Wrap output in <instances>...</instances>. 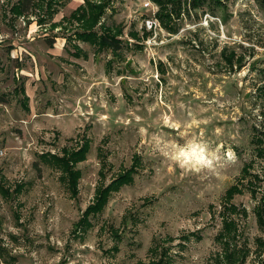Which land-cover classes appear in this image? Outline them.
Wrapping results in <instances>:
<instances>
[{
	"label": "rangeland",
	"instance_id": "1",
	"mask_svg": "<svg viewBox=\"0 0 264 264\" xmlns=\"http://www.w3.org/2000/svg\"><path fill=\"white\" fill-rule=\"evenodd\" d=\"M95 1L98 34L123 26L119 54L79 36L71 14L85 0H0V264H214L237 182L247 214L234 213L232 243L248 253L224 264H264V6L183 0L172 32L153 0ZM85 139L74 192L53 156ZM192 143L212 168L179 166ZM102 188L107 204L80 223Z\"/></svg>",
	"mask_w": 264,
	"mask_h": 264
},
{
	"label": "trees",
	"instance_id": "2",
	"mask_svg": "<svg viewBox=\"0 0 264 264\" xmlns=\"http://www.w3.org/2000/svg\"><path fill=\"white\" fill-rule=\"evenodd\" d=\"M31 1V0H30ZM102 1V0H101ZM154 2L159 4V9L157 11V16L161 22V24L169 29L172 32H177V27L173 22L174 17H179L182 11V4L183 0H153ZM206 0H192V3L195 7H197L200 2ZM257 2L264 6V0H257ZM28 2H24L22 6H20V11L24 10L25 5ZM95 0H85V3H81L78 5L71 14V21H76L81 27L82 30L78 31V34L84 40L90 41L92 43H96L98 45L99 52L105 49L106 47L110 48L114 53L119 54V49L122 46V40L118 37L119 34L123 31V26L116 25L110 26L106 25L102 22V26L104 28L103 34H98L94 30V26L96 24L98 15H100L103 4H99ZM25 11V10H24ZM81 31V32H80ZM145 33L149 32V30H144ZM133 35L138 36L137 32H133ZM77 49H80L78 45H75ZM5 94L4 92H0V102L5 101ZM89 141L84 140L83 144L77 150H73L67 154L68 148H65V154L62 156H53L56 165L60 166L65 170L63 176L64 178L66 175L70 181V187L75 192L77 190L76 181L80 177L79 171L74 169L73 160L78 161L83 159L89 149ZM73 164V165H71ZM245 172H250L249 164H245L243 167ZM131 174L129 173H122L117 178H115V182L113 185L117 183V186L129 182L131 180ZM67 178V177H66ZM257 179H259L258 174H253V178L248 180L246 183L247 187L251 190L252 194L257 192ZM0 188L3 189L5 192H8L6 188H4L0 184ZM17 190L20 189V185H18ZM109 191V188H102L99 193V196L96 197L94 203H91L87 206L84 210L83 215L80 217V223H88L89 215L94 214L95 211L101 210L106 204L107 200L106 194ZM244 191L243 183H234L232 184L226 191L225 194V203L223 205L222 210V228L219 230L217 237L221 239L223 242L222 250L215 254L214 257V264H224L227 259L230 261H235L238 259L242 261L245 259L247 255V251L244 248H235L234 244L232 243V238L237 235L239 231V222L237 216H234V213L240 212L242 210L245 214H247V208H241L238 204H236L232 198L234 195L241 193ZM105 194V195H104ZM257 220L261 228L264 230V203L257 206L256 209ZM261 240V239H260ZM263 242V240H261ZM237 260V261H238ZM161 263H164L165 260L161 258Z\"/></svg>",
	"mask_w": 264,
	"mask_h": 264
},
{
	"label": "clouds",
	"instance_id": "3",
	"mask_svg": "<svg viewBox=\"0 0 264 264\" xmlns=\"http://www.w3.org/2000/svg\"><path fill=\"white\" fill-rule=\"evenodd\" d=\"M215 159L208 145L201 143H192L182 147L176 155L179 166L191 171H199L202 168H212Z\"/></svg>",
	"mask_w": 264,
	"mask_h": 264
},
{
	"label": "built area",
	"instance_id": "4",
	"mask_svg": "<svg viewBox=\"0 0 264 264\" xmlns=\"http://www.w3.org/2000/svg\"><path fill=\"white\" fill-rule=\"evenodd\" d=\"M150 2L148 1L146 4H149ZM145 24L147 26V29H152L155 28V26H157L158 22H157V18L154 16L148 17L145 20ZM145 26V27H146Z\"/></svg>",
	"mask_w": 264,
	"mask_h": 264
}]
</instances>
